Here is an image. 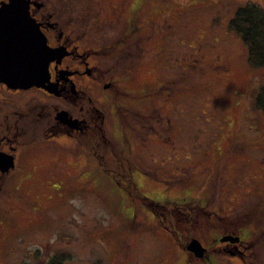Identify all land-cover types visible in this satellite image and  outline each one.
I'll list each match as a JSON object with an SVG mask.
<instances>
[{
    "label": "rangeland",
    "instance_id": "374dc122",
    "mask_svg": "<svg viewBox=\"0 0 264 264\" xmlns=\"http://www.w3.org/2000/svg\"><path fill=\"white\" fill-rule=\"evenodd\" d=\"M69 1L82 7L81 19L71 22L74 38L101 51L89 62L100 67L104 83L77 82L103 111L108 143L98 152L105 165L93 158L90 135L86 150L67 138H41L36 152L22 158L28 176L4 195L14 197L10 208L1 197L6 223L3 210L12 215V203L21 209L17 223L0 227V254L14 252V262L23 257L24 264H49L59 254L67 256L62 264H184L176 238L163 228L170 223L165 215L157 214L158 222L146 206L129 214L135 185L154 202L193 209L201 240L210 239V228L241 231L250 239L242 246L248 264H264V113L257 106L264 68L248 64L246 47L230 29L239 8H264V0H51L50 11L63 14ZM74 58L63 66L77 67ZM112 76L120 89L105 90ZM40 93L0 89V124L40 126L45 137V103L66 108ZM115 102L128 108L121 122ZM7 258L0 256V264ZM228 258L225 264H244Z\"/></svg>",
    "mask_w": 264,
    "mask_h": 264
},
{
    "label": "flooded vegetation",
    "instance_id": "af4514ba",
    "mask_svg": "<svg viewBox=\"0 0 264 264\" xmlns=\"http://www.w3.org/2000/svg\"><path fill=\"white\" fill-rule=\"evenodd\" d=\"M10 1L11 0H0V8L6 4H9ZM21 1L25 2L28 5L31 18L36 22L41 32L47 38L48 46L53 50L52 61L50 62L48 76L41 86H34L30 88H15L12 86H8L7 84L0 83V89H5L11 94L24 93L36 89L41 91L40 94H43L44 97H49L51 101H59L60 103H63L66 109H60L56 104L54 105V103H45V105L47 106L46 112L50 116V118L48 119L50 121L44 133L45 137L40 136L41 130L43 129L42 128L40 130V126H36V128L33 127V130H31V127L27 124H10L8 123V121H3V123L0 124V201H2L1 197L3 196L5 197L4 201L6 203L8 201L14 200V197L4 196L5 194L7 195L8 186H11L13 184L12 182L14 181L16 182L18 180L26 179L30 172V170L26 172V168L23 167L24 160L22 158L25 157L26 154L30 156L33 151L36 152L37 142L41 138L46 141L67 138L70 141L72 140L74 142H77L81 148L86 150V146H84V142H86L85 140L89 138V135L91 137V140H93L95 134L94 131H91L90 129V127L92 126L90 123H92V121H97L98 123L99 134L97 136V139H99V136L104 137L103 111L98 105H96L94 100L89 96L88 92L81 87V84L77 82V79L81 80V77H87L92 81H95L97 85H100V83H104L103 80L106 77L103 72H101L102 74L100 73L99 66L91 65L89 62V59L94 58L93 55L100 54V49H95L94 47H91L89 45L88 47L85 45H81L79 44L81 43L80 39L78 40L77 38L76 40V38H74L73 36L75 30L72 28L71 22L81 19L82 7H77L78 5L73 6L72 1L67 2L68 6L63 12V14L66 16V19L68 20L67 22H65L64 18H62L63 14L57 13L56 10H53L52 12L50 11L51 0ZM86 38L87 37H85V40ZM115 48L119 49L118 45H115ZM71 56L75 57L74 60H77L78 66L72 68L70 66V63L63 66L65 60ZM120 64H122V62L118 61V66H120ZM126 68L127 67H125L124 69ZM129 71L130 69L127 68V74L129 73ZM61 72L65 74L63 75L61 74ZM117 78L118 77L114 78L112 76V82L106 84L103 88H106L105 90H107L108 88L112 89L114 85L115 89H120L119 84H117ZM129 97H133V95L129 94ZM142 97L143 96L138 95L135 96L134 99H141ZM119 98V95L116 94L113 100ZM28 107L31 106L28 105ZM22 109L24 108L21 107L20 109H16L14 113L17 115L18 112L20 113L22 111ZM30 111L31 110L29 109L26 112L27 116L31 115ZM137 111L142 112V110ZM9 116L10 113L7 112L6 114H2L3 119L9 118ZM19 116L21 115H18V117ZM117 118L119 121L121 120L119 117ZM16 123H18V120L16 121ZM125 132L126 129L124 128L121 132L123 133V139L119 140L120 145L123 146L126 144V138L124 134ZM103 142L104 141H99L97 145V152L98 147L101 146ZM34 147L35 149L33 150ZM90 151L92 153L93 149H90ZM111 152L113 153L114 150H112ZM98 156L99 157L94 156L93 158H96L99 161V164H104L103 156ZM13 190H15V192L18 191V189ZM17 196L20 197V194H17ZM7 197L8 200L6 201ZM15 202L18 203L17 200ZM12 204L16 206L12 211V215L8 216V210L2 211L3 213L7 212V217H10V222L6 223L5 219L0 218V227L1 225H10L12 223H17V219L20 218L19 212L21 208L18 206V204ZM7 205L9 206V203H7ZM130 205L131 213H128L132 216L134 215V210L137 206L132 201V199ZM138 207H141V209L144 208L143 206ZM169 207L172 208V210L168 213L170 217L167 214L165 218L167 219V222L169 221L170 223L162 227L165 230L170 231V233L174 235L173 237L176 238L175 240L176 242H178L179 248L182 249V252L185 255L184 264H194L196 262V264H225V260L230 259L228 258L229 255L234 258L240 259L244 264H248L247 260H249L250 255L245 252V249L243 250L242 246L245 243H249L248 241L250 239L243 240L241 237V231L236 229V231H234L233 233L229 231H227L226 233H219L216 231H212L210 228L211 240L209 239V241L207 239L204 241L196 237L197 233L195 231V227L197 225V222L199 221L194 218L195 216L193 213V209H190L191 211L189 212H185L178 205ZM197 207L195 210L196 212H200L205 209V207H203L204 209L200 210V208ZM149 211L159 222L157 213L153 212V210ZM161 219L162 221L160 222H163V217H161ZM207 222L210 223V225L212 223L210 221ZM14 225L19 226L18 224ZM212 225L214 228H216L214 223H212ZM214 233L217 234L212 235ZM12 234H14V232H12L10 235ZM8 241L9 239L4 243V245H6ZM192 242L193 245L189 247ZM4 245L2 246L4 247ZM2 250L4 251V248ZM35 250L36 251H34V254L32 253L33 258H35V256L39 253V249ZM12 254L6 256L3 252L0 254V256L4 258L11 257L4 260L6 264H24L25 259H23V257L18 258L14 262L13 259H15V257L14 254ZM32 263L35 264L34 262Z\"/></svg>",
    "mask_w": 264,
    "mask_h": 264
},
{
    "label": "water",
    "instance_id": "95a60500",
    "mask_svg": "<svg viewBox=\"0 0 264 264\" xmlns=\"http://www.w3.org/2000/svg\"><path fill=\"white\" fill-rule=\"evenodd\" d=\"M52 55L25 2L11 0L0 8V83L15 88L41 86Z\"/></svg>",
    "mask_w": 264,
    "mask_h": 264
},
{
    "label": "trees",
    "instance_id": "16d2710c",
    "mask_svg": "<svg viewBox=\"0 0 264 264\" xmlns=\"http://www.w3.org/2000/svg\"><path fill=\"white\" fill-rule=\"evenodd\" d=\"M230 29L241 38L244 46L246 47L248 64L254 69L264 68V8L257 3H249L246 6L239 8L235 16L230 21ZM61 74L64 75L65 73L61 72ZM120 105V103L117 104V102H115V108L117 111L116 114L121 119L120 121H123L128 108ZM257 106L264 113V86L261 87L258 93ZM131 115L132 114H130V116ZM127 118H129V116ZM129 122L131 124L136 123L131 119ZM90 124L92 125L90 127L91 131H94L95 133L92 140L95 145L92 153L94 152L93 155L95 157H99L98 155L100 154L96 152L99 141H104L103 143L108 142L105 138V131H103L104 137L99 136V139H97L99 134L97 121H92ZM109 146L110 145L106 144V147ZM107 150L112 151L110 148H107ZM134 190L135 193L132 195L131 199L137 207L146 206L148 209H152L153 212L157 213L159 216L160 213L166 216L167 213L172 210V208L167 207L165 203L154 202L148 197H145L137 192L138 190L135 185ZM66 259L67 256L65 254H59L51 259L49 264H62Z\"/></svg>",
    "mask_w": 264,
    "mask_h": 264
}]
</instances>
